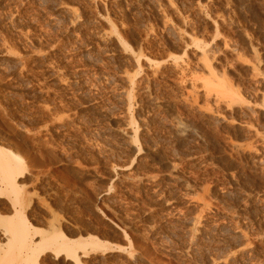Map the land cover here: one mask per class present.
Wrapping results in <instances>:
<instances>
[{"label": "rangeland", "instance_id": "374dc122", "mask_svg": "<svg viewBox=\"0 0 264 264\" xmlns=\"http://www.w3.org/2000/svg\"><path fill=\"white\" fill-rule=\"evenodd\" d=\"M106 19L140 67L97 40ZM0 41V140L38 175L35 225L97 236L83 264H264V0H0Z\"/></svg>", "mask_w": 264, "mask_h": 264}, {"label": "bare ground", "instance_id": "6f19581e", "mask_svg": "<svg viewBox=\"0 0 264 264\" xmlns=\"http://www.w3.org/2000/svg\"><path fill=\"white\" fill-rule=\"evenodd\" d=\"M56 5L58 6V4ZM58 9L61 11V13L66 14V17H68V19H70L72 23L79 22L81 16H79L74 7L70 5L59 4ZM106 24H108L109 30L97 31L95 33L97 40L102 45H116V47L119 48L120 52L126 55L128 59L133 62L135 67H140L143 59L142 54L136 53L123 40V38L117 33L116 28L111 23V21L106 19ZM165 27L166 30L176 36L177 39H187L185 31L174 26L168 20H166L165 22ZM190 41L194 43L196 48L200 51L204 66L207 67V70L212 76V79L216 80L214 75L215 73L212 70L209 60L207 59V57H209L208 46L193 39H190ZM11 58L12 62H14V66L16 65L15 69L17 67V71L19 70L15 74L17 76L15 86H18L19 89L21 88L22 91L27 94L26 92H30L29 88L31 87H29V85L31 84V80L27 82L24 76L25 73L23 72V68L20 67L22 64L20 62L18 63L19 59L15 57V54ZM3 59L4 58H2V60ZM4 65V69L8 71V73H10L11 69H14L10 68L11 66L8 65V62ZM17 65H19L20 68ZM13 71H11L12 74ZM213 80H205L204 86L209 88L213 85ZM16 88L17 87H15V89ZM18 91L14 92L17 93ZM12 94H9L11 96H4L5 98L10 99L8 97L15 96ZM127 101L129 104L131 103L129 95ZM20 113H23V111ZM25 113L26 110L24 114H22L23 117L25 119L28 118L29 120L27 119L28 125L24 123H22L24 125L19 124L22 126V128L31 126L36 122L35 118V121H32V124L29 125L28 122H31L29 116H31L32 114L28 115L27 113ZM24 118L23 120H25ZM24 122L26 123V120ZM130 124L129 127L132 128ZM30 129L28 127L27 130L29 131ZM26 132L27 131H25V133ZM29 132L30 137H33L31 135V131ZM130 135L131 137L129 139V145L134 148L136 154H139L140 147L138 145V134L134 128H132ZM31 140L34 141V139ZM2 143L3 142L0 140V211L4 212H0V264H44L46 260H54V262L62 264H83V258L88 257L89 253L91 254L92 251L99 250V248L103 246V244L100 245L101 242L97 241V236L94 237L89 233L86 236H82L77 239L67 235L63 230L62 222L59 220V218L56 217V215L54 216L51 211L50 214L47 213L50 216L45 219V223L42 228H39L37 225H35V223L31 221L30 214L28 212L30 205L33 203V197L31 195V191L28 188V185L30 183V186H32V181H38V175L34 177V174L30 173V175H32L37 180H34V178H30V176H27L29 175V171H27L25 168L27 175L26 173H24L25 170L23 167H21L22 159L20 158V156L12 149H10V146L7 147L3 143L5 145L4 146ZM191 224L193 233V231L196 229V223L193 222Z\"/></svg>", "mask_w": 264, "mask_h": 264}]
</instances>
